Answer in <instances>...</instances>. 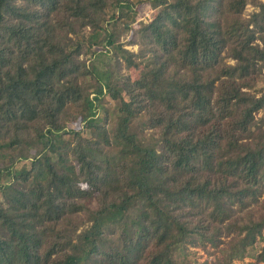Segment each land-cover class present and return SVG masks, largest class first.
<instances>
[{
  "label": "trees",
  "instance_id": "1",
  "mask_svg": "<svg viewBox=\"0 0 264 264\" xmlns=\"http://www.w3.org/2000/svg\"><path fill=\"white\" fill-rule=\"evenodd\" d=\"M138 1L0 0V264H176L178 243L231 264L261 238L264 2L146 0L130 51ZM111 19L103 48L138 79L79 59Z\"/></svg>",
  "mask_w": 264,
  "mask_h": 264
},
{
  "label": "rangeland",
  "instance_id": "2",
  "mask_svg": "<svg viewBox=\"0 0 264 264\" xmlns=\"http://www.w3.org/2000/svg\"><path fill=\"white\" fill-rule=\"evenodd\" d=\"M134 2L138 0H133ZM264 2V0H261ZM140 3L132 4L131 9L136 12L134 21L129 24L127 35L125 36L123 40V46L127 48L130 51H136L138 49L139 43L135 40V30L140 27L142 23H148L153 19V14H158V12L161 11L162 7L153 8L150 7V4L146 0H140L138 1ZM253 11H257V8L253 6L250 2L245 5V8L242 12V15L245 17H248ZM107 12L109 15L116 16V10L113 8H107ZM153 12V13H152ZM156 16V15H155ZM117 21L110 20L106 25V30L102 29V31H99V37L91 44L88 43L87 39H81L86 38L89 32V28L86 27L83 30L79 32L80 38V44H81V54L79 55V59L84 61L85 64L90 66V64H94L98 69H110L114 70L115 68H118L119 74H129L132 79H138L143 71L144 68L142 65L138 67H130V69L126 70L124 67V61L117 60L115 57V53L113 49H109V52H106V49L103 48L105 44V39L107 37V33L110 32V30L116 25ZM115 26V27H116ZM114 27V28H115ZM119 31V30H118ZM119 33L124 34L125 32L119 31ZM72 39L77 38L75 35H71ZM122 36V35H121ZM133 41L134 43L130 44L126 41ZM137 44H136V43ZM107 48V47H106ZM97 58H103L102 63ZM228 62H232V60L228 59ZM87 84H89L88 92L92 91L94 88L93 86V79L89 76L86 78ZM118 82L117 77L112 76L111 77V84H115ZM253 92L256 94H260L264 92V68L261 69V71L257 74L256 79L254 81V85L251 88ZM90 97L93 96V93L91 92L89 94ZM100 101L102 102V106L104 109H108L110 112L115 108L116 101L111 99L107 93L104 94V96L100 97ZM76 110V109H73ZM74 113V111H73ZM105 116V110H102L99 108L98 110V117L103 118ZM75 119V118H74ZM71 118V121L68 122L67 128H77L81 126V123L79 120H74ZM113 119V115H110L107 120L105 121L106 126H111ZM28 154V153H27ZM29 161L28 160H21L16 163L15 168L18 169L20 167L28 166ZM84 185V184H83ZM85 186V185H84ZM91 206H94V202L89 203ZM227 239V238H224ZM264 244V231L262 232L261 238H259L253 246H250L247 248L246 255L241 259H235L231 264H264V262H257L255 255L259 251L260 247ZM209 251L206 249H203L200 246L192 245V244H181L178 243L175 245V247L171 250V256L173 260L176 262V264H202L203 262H211L213 255H209Z\"/></svg>",
  "mask_w": 264,
  "mask_h": 264
}]
</instances>
